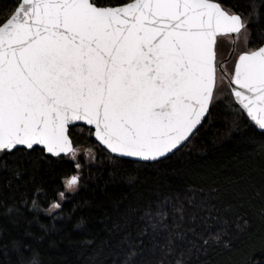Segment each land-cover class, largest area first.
I'll return each instance as SVG.
<instances>
[{"label": "snow or ice", "instance_id": "1", "mask_svg": "<svg viewBox=\"0 0 264 264\" xmlns=\"http://www.w3.org/2000/svg\"><path fill=\"white\" fill-rule=\"evenodd\" d=\"M262 17L256 0L247 12L223 0H13L0 7V170L19 181L25 170L9 162L36 154L69 158L76 170L61 177L46 208L39 188L12 204L0 201V264H55L42 251L51 229L39 216L62 219V202L81 187L74 128L86 126L92 138L82 146L90 163L99 149L113 162L149 165L180 152L224 104L235 130L264 155V44L252 46L249 27ZM258 35L264 40V30ZM221 38L243 42L232 70L218 60ZM218 193L200 189L199 198L150 204L144 227L125 237L122 264H142L146 251L160 253L149 264H207L201 257L230 250L226 230H213ZM249 195L264 201V186Z\"/></svg>", "mask_w": 264, "mask_h": 264}, {"label": "trees", "instance_id": "2", "mask_svg": "<svg viewBox=\"0 0 264 264\" xmlns=\"http://www.w3.org/2000/svg\"><path fill=\"white\" fill-rule=\"evenodd\" d=\"M12 2L0 0V7ZM256 2L264 6V0ZM223 3L235 7L236 11L247 12L248 0H223ZM249 27L253 44H263L258 33L264 30V17ZM244 119L249 123L246 117ZM72 138L81 151L92 139L86 127L83 131L74 128ZM90 146L95 149L94 140ZM95 151L98 156L95 163H90L82 154L78 156L84 165L83 181L79 192L69 194L68 200L62 202V219L52 221L45 213H40V221L51 229L45 236L42 251L55 264H122L129 251L125 237L135 238L144 227L140 217L145 208L150 204L154 207L165 197L178 195L186 201L195 194L199 198L200 189L207 195L213 187L219 188L214 213L219 219L213 222V230H226L225 240H231V248L211 251L208 257H201V261L257 264L259 260L264 264V216L260 212L264 201L249 195L253 187L260 190L264 186V155L253 149L243 130H235L232 113L224 104L186 147L162 162L145 165L123 160L117 163L103 150ZM9 163L25 171L23 178L17 181L0 170V201L8 204L22 194L33 196L39 188L42 190L40 202L46 208L57 189L62 188L61 177L76 171L69 158L46 161L39 154L31 158L20 156ZM248 173H252L253 179L243 182L241 177ZM27 215L32 216L30 212ZM80 221L83 226L77 228ZM244 221L248 225L246 230L238 231L237 225ZM32 230L43 234L38 225H32ZM52 242L55 247H48ZM159 256V252L146 251L142 264H149Z\"/></svg>", "mask_w": 264, "mask_h": 264}, {"label": "flooded vegetation", "instance_id": "3", "mask_svg": "<svg viewBox=\"0 0 264 264\" xmlns=\"http://www.w3.org/2000/svg\"><path fill=\"white\" fill-rule=\"evenodd\" d=\"M238 42H234L228 38H221L218 44V60L223 61V67L232 70L234 61L237 58ZM240 52V51H239Z\"/></svg>", "mask_w": 264, "mask_h": 264}, {"label": "rangeland", "instance_id": "4", "mask_svg": "<svg viewBox=\"0 0 264 264\" xmlns=\"http://www.w3.org/2000/svg\"><path fill=\"white\" fill-rule=\"evenodd\" d=\"M264 43V42H263ZM252 44H253V42H252ZM252 46H257V45H255V44H253ZM259 46V45H258ZM242 50H244V45H243V42L242 41H240V42H238V47H237V51H238V53H239V51H242ZM238 53H237V55H238ZM229 70V69H228ZM226 81H225V85H226ZM81 154L82 155H84V152L83 151H81ZM84 157H85V155H84Z\"/></svg>", "mask_w": 264, "mask_h": 264}, {"label": "water", "instance_id": "5", "mask_svg": "<svg viewBox=\"0 0 264 264\" xmlns=\"http://www.w3.org/2000/svg\"><path fill=\"white\" fill-rule=\"evenodd\" d=\"M264 44V43H263ZM84 127H86V126H84Z\"/></svg>", "mask_w": 264, "mask_h": 264}]
</instances>
